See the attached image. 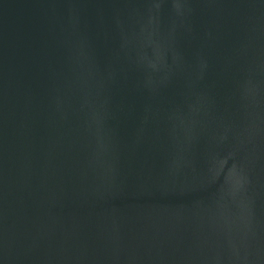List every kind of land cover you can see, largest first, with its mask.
<instances>
[{
    "label": "water",
    "instance_id": "water-1",
    "mask_svg": "<svg viewBox=\"0 0 264 264\" xmlns=\"http://www.w3.org/2000/svg\"><path fill=\"white\" fill-rule=\"evenodd\" d=\"M0 264H264V0H0Z\"/></svg>",
    "mask_w": 264,
    "mask_h": 264
}]
</instances>
